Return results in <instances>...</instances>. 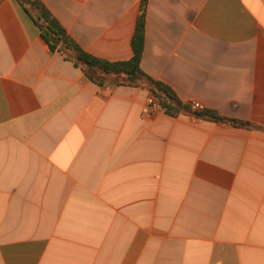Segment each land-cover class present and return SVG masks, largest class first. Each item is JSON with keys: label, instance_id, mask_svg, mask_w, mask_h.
<instances>
[{"label": "crops", "instance_id": "1", "mask_svg": "<svg viewBox=\"0 0 264 264\" xmlns=\"http://www.w3.org/2000/svg\"><path fill=\"white\" fill-rule=\"evenodd\" d=\"M89 54L133 56L182 102L143 113L0 0V264H264V0H40Z\"/></svg>", "mask_w": 264, "mask_h": 264}, {"label": "trees", "instance_id": "2", "mask_svg": "<svg viewBox=\"0 0 264 264\" xmlns=\"http://www.w3.org/2000/svg\"><path fill=\"white\" fill-rule=\"evenodd\" d=\"M40 31L42 40L51 52H59L65 60L80 68L85 77L98 86H128L146 89L160 105L166 115L180 114L197 119L227 123L235 127L249 125L238 120L221 116L211 109L194 110L190 102H182L167 84L147 75L141 69V59L145 43L146 5L140 6L131 46L133 56L126 61L110 62L87 53L69 34L62 23L40 0H18Z\"/></svg>", "mask_w": 264, "mask_h": 264}, {"label": "built area", "instance_id": "3", "mask_svg": "<svg viewBox=\"0 0 264 264\" xmlns=\"http://www.w3.org/2000/svg\"><path fill=\"white\" fill-rule=\"evenodd\" d=\"M191 107L194 110L203 109L202 105L197 101L191 102ZM159 110H161L160 105L156 101H154L153 98L150 97L148 99L146 106L143 108L142 111L146 115H153L155 112Z\"/></svg>", "mask_w": 264, "mask_h": 264}]
</instances>
